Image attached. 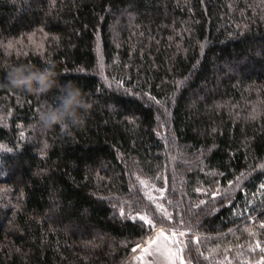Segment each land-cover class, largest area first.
<instances>
[{"label":"trees","instance_id":"trees-1","mask_svg":"<svg viewBox=\"0 0 264 264\" xmlns=\"http://www.w3.org/2000/svg\"><path fill=\"white\" fill-rule=\"evenodd\" d=\"M264 264V0H0V264Z\"/></svg>","mask_w":264,"mask_h":264},{"label":"rangeland","instance_id":"rangeland-1","mask_svg":"<svg viewBox=\"0 0 264 264\" xmlns=\"http://www.w3.org/2000/svg\"><path fill=\"white\" fill-rule=\"evenodd\" d=\"M185 234L159 230L150 237L132 264H188L184 251Z\"/></svg>","mask_w":264,"mask_h":264}]
</instances>
